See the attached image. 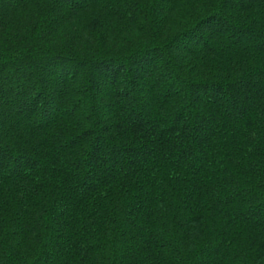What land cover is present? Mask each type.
<instances>
[{
	"label": "trees",
	"instance_id": "obj_1",
	"mask_svg": "<svg viewBox=\"0 0 264 264\" xmlns=\"http://www.w3.org/2000/svg\"><path fill=\"white\" fill-rule=\"evenodd\" d=\"M0 264H264V0H0Z\"/></svg>",
	"mask_w": 264,
	"mask_h": 264
}]
</instances>
